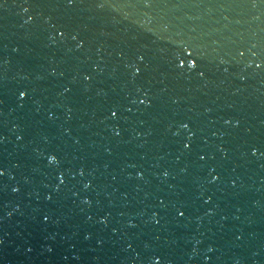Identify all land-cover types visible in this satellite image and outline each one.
<instances>
[{
  "label": "water",
  "instance_id": "water-1",
  "mask_svg": "<svg viewBox=\"0 0 264 264\" xmlns=\"http://www.w3.org/2000/svg\"><path fill=\"white\" fill-rule=\"evenodd\" d=\"M0 264H264V0H0Z\"/></svg>",
  "mask_w": 264,
  "mask_h": 264
}]
</instances>
